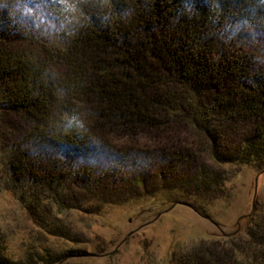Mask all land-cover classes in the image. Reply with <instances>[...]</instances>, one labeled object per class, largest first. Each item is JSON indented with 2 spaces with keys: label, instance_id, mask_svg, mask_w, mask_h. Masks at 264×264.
Here are the masks:
<instances>
[{
  "label": "trees",
  "instance_id": "obj_1",
  "mask_svg": "<svg viewBox=\"0 0 264 264\" xmlns=\"http://www.w3.org/2000/svg\"><path fill=\"white\" fill-rule=\"evenodd\" d=\"M20 3L0 0V94L30 124L6 159L8 186L22 206L31 199L28 213L43 201L66 210L64 168L101 193L117 166L143 153L115 139H158L178 119L202 141L156 145L179 187L221 190L217 170L196 167L206 145L216 166L264 170V0H71L55 11L57 54L30 44ZM54 56L65 70L52 78ZM224 135L232 140L218 145ZM251 219L178 264H264V220Z\"/></svg>",
  "mask_w": 264,
  "mask_h": 264
},
{
  "label": "rangeland",
  "instance_id": "obj_2",
  "mask_svg": "<svg viewBox=\"0 0 264 264\" xmlns=\"http://www.w3.org/2000/svg\"><path fill=\"white\" fill-rule=\"evenodd\" d=\"M70 1L21 0L30 44L38 42L57 54L64 28L55 11ZM64 70L54 56L47 73L54 78ZM2 102L0 94V252L7 264H178L182 254L201 242L242 230L248 225L246 218L264 220V170L216 166L212 146L196 148L200 155L196 167L217 170L224 177L221 190L197 194L190 186L179 187L174 167L162 162L156 145L190 140L202 144L180 119L158 139L144 135L137 143L117 136L115 143L140 145L143 153L112 170L108 178L112 186H103L101 193L88 186L89 180L71 176L64 168L69 190L61 201L66 210L60 213L57 205L43 201L34 217L25 207L31 199L22 206L10 190L6 170L11 144L26 137L30 124ZM231 138L220 136L218 145ZM53 230L65 238L51 234Z\"/></svg>",
  "mask_w": 264,
  "mask_h": 264
}]
</instances>
